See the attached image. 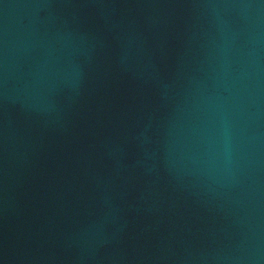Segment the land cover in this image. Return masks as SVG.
I'll use <instances>...</instances> for the list:
<instances>
[{
    "label": "water",
    "instance_id": "water-1",
    "mask_svg": "<svg viewBox=\"0 0 264 264\" xmlns=\"http://www.w3.org/2000/svg\"><path fill=\"white\" fill-rule=\"evenodd\" d=\"M0 264H264V0H0Z\"/></svg>",
    "mask_w": 264,
    "mask_h": 264
}]
</instances>
